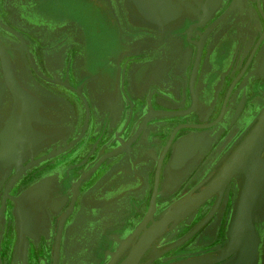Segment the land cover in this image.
Segmentation results:
<instances>
[{
	"label": "flooded vegetation",
	"instance_id": "af4514ba",
	"mask_svg": "<svg viewBox=\"0 0 264 264\" xmlns=\"http://www.w3.org/2000/svg\"><path fill=\"white\" fill-rule=\"evenodd\" d=\"M206 2L212 7L203 15ZM175 4L194 11L196 21L176 20L170 36L140 30L135 39L120 0H88L103 18L97 35L111 36L95 46V32L73 15L42 11L35 0H0V47L20 92L0 56V237L7 214L10 258L31 264L39 256V243L20 252L18 222L26 213L27 242H53L52 264L61 226L57 264L96 263L106 242H132L121 264L145 234L206 190L242 142V119L264 103V0ZM27 30L57 43L31 46ZM12 126L36 132V140L5 151L2 135ZM190 138L193 153L175 165L181 147H194ZM240 173L181 220L173 217L137 264L210 258L227 248L238 230ZM39 199L49 207L31 206ZM189 242L197 251L167 255Z\"/></svg>",
	"mask_w": 264,
	"mask_h": 264
},
{
	"label": "rangeland",
	"instance_id": "374dc122",
	"mask_svg": "<svg viewBox=\"0 0 264 264\" xmlns=\"http://www.w3.org/2000/svg\"><path fill=\"white\" fill-rule=\"evenodd\" d=\"M39 4V9L45 12H48L50 14H59L60 16L66 15L70 16L73 15L74 18H76L80 23L84 24L85 26H88L91 28V31L94 33V42L95 46H100L103 42L106 40L111 39V36L109 34H103L101 32V35H97V32L100 30L101 26L103 25L100 23V21L103 18H100V15L98 14V17L94 14V12L91 10V8L87 5L88 0H35ZM3 24V23H2ZM34 24H38L36 20H34ZM5 27L6 25L3 24ZM21 30V29H19ZM22 31V30H21ZM28 31V30H27ZM29 38V44L31 46H34V44H40L42 47L45 45L46 47H49L48 43H53L52 46L57 43L56 41L50 39V38H39L38 35H36L38 32H30L28 31ZM96 34V35H95ZM103 34V35H102ZM52 35V34H51ZM60 37V36H59ZM42 39V40H41ZM63 39V37H62ZM10 43V41H7ZM264 88V83H263ZM264 95V92H263ZM264 112V103H262L261 107L257 109L258 115L256 114H249L242 119V135L239 137L236 143H238L240 140L244 139V137L247 135V133L251 130V128L254 126V124L257 122L261 114ZM250 113V112H249ZM230 136V135H228ZM235 135H233L234 137ZM235 138V137H234ZM231 143V142H229ZM57 157V156H55ZM57 159V158H55ZM264 158L262 161L256 166L255 173L257 176V196H258V206L256 207L255 213L252 214L246 225L241 229V233L243 234V241L240 244L238 248H236V251L230 254L226 259L220 261L216 264H264ZM43 167H38L36 171L42 170ZM62 170L59 168V166L55 167L54 172L59 174V171ZM53 173V172H52ZM56 174V176H57ZM262 174V175H261ZM241 180L242 185H245L246 178H247V172L241 170ZM17 181V180H16ZM14 182L10 188L11 190H14L18 182ZM14 185V186H13ZM259 186V189H258ZM13 188V189H12ZM5 189V188H4ZM1 191L4 192L3 187ZM45 198V197H42ZM9 199V200H8ZM6 202H14L13 199L8 198ZM211 199V198H210ZM209 199V200H210ZM20 199L17 200L19 202ZM207 200V201H209ZM5 202V201H4ZM16 202V203H17ZM35 202H37L35 204ZM45 205L47 208L49 205L44 200H34L31 203V206L34 205ZM45 202V203H43ZM3 204V203H2ZM12 203H8V206H12ZM7 207V203H6ZM41 207V206H40ZM5 212V211H4ZM202 213H197V216ZM7 214L3 216L2 221V234L0 237V246L2 247L1 252V263L7 264V260L10 259V248L11 243L13 242L12 237V224L11 221H8ZM257 216V217H256ZM59 217V214H52V223H56L57 219ZM11 217L9 216V219ZM13 219V217L11 218ZM13 221V220H12ZM72 219L69 220V224L71 223ZM15 222V221H14ZM251 223V224H249ZM255 223V224H254ZM116 231V230H115ZM21 232V231H20ZM46 232V231H45ZM117 232V231H116ZM110 233V232H109ZM114 233V231H113ZM119 232L115 233L113 238H116L117 234ZM27 234V232H26ZM26 234L21 233V236H18V242H20V252H23V247L26 246V244H37L41 246L40 250L38 251L39 256H36L35 259L31 262V264H52V244L53 242H27L29 241L26 238ZM52 234L51 231H47L46 238L47 240H50V235ZM247 236V237H246ZM52 237V236H51ZM93 238V236H91ZM43 237H40V240ZM99 236V240H100ZM106 240V239H105ZM103 242V241H101ZM70 243V242H67ZM108 244H111V246L107 247V245H104L103 247V254H106L105 258H101L99 262H90L87 264H119L123 257L127 253V249L129 245L132 242H106ZM231 243V242H230ZM108 251H107V250ZM9 257V259H7ZM3 260V261H2Z\"/></svg>",
	"mask_w": 264,
	"mask_h": 264
},
{
	"label": "water",
	"instance_id": "95a60500",
	"mask_svg": "<svg viewBox=\"0 0 264 264\" xmlns=\"http://www.w3.org/2000/svg\"><path fill=\"white\" fill-rule=\"evenodd\" d=\"M264 130V112L261 114L255 125L251 128V130L248 132V134L244 137L240 145L237 147V149L234 151V153L231 155V157L228 159L222 170L219 172V174L212 180V182L208 185L206 190L199 196H197L192 201L187 202L186 204H183L178 208L176 211H174L172 214L167 216L161 223L158 224L155 229H152L148 234H145L144 237H142L141 241L138 242V244L134 247L133 251L130 253V255L127 257L124 262L121 264H137L140 260V258L144 255L146 252V249L153 243L151 242L156 234L162 230L169 221L172 220L173 217H177V221L181 220L185 216H187L190 212L194 211L198 207H200L209 197L210 194L215 192L214 185L218 182V180L222 177L223 180L221 181L220 190L224 189L225 186L229 183L230 179L240 170L247 172V178L244 185V189L242 192V195L239 200L238 204V212L242 209L244 204V201L246 199L247 190L251 186V189L253 188V196L251 199L250 205L251 209L248 212L250 214L246 221L245 225L252 216L253 213H255L256 207L258 206V196H257V176L255 173L256 166L262 161V156L264 154V143L259 147L257 150L256 156L252 161H241V158H243L245 155H247L251 151V147H253L254 143H256L259 135ZM153 198V203H154ZM75 200V199H74ZM73 200V203H74ZM153 205V204H152ZM243 224V225H244ZM244 225V226H245ZM235 223H234V229H235ZM243 227V226H242ZM61 228L58 232L57 241H56V248H55V258L53 264H57V257H58V250H59V240L61 236ZM196 231V230H195ZM241 240L238 242L236 241L237 235H235L234 241L231 242L227 248H225L220 253L216 254L215 257H199L189 260L180 261L175 264H209L216 262L225 256L233 253L236 248L240 246V244L243 241V234L241 233ZM192 236V234L189 235V237ZM188 237V238H189ZM186 242H177L174 247L181 246L182 244H185Z\"/></svg>",
	"mask_w": 264,
	"mask_h": 264
},
{
	"label": "crops",
	"instance_id": "0c3cea01",
	"mask_svg": "<svg viewBox=\"0 0 264 264\" xmlns=\"http://www.w3.org/2000/svg\"><path fill=\"white\" fill-rule=\"evenodd\" d=\"M121 8L128 11L129 15L133 16L128 23V30H134L133 37L135 39L141 36L140 30L149 29L153 34L157 31L171 35L172 31L177 30L173 24L176 20H180L183 25H188L196 21V13L194 11L190 12L189 8L181 7L180 5L175 4V0H120ZM206 2L204 5L199 7L200 13L207 15L210 11V7ZM211 4V3H209ZM124 29H122V35H124ZM164 34V35H166ZM129 36V34L125 35ZM130 44V43H129ZM131 45V44H130ZM140 65V64H138ZM165 199L163 200L164 203ZM129 215H127L128 217ZM122 217V216H121ZM126 217V218H127ZM19 220V219H18ZM29 217L26 213L22 215V222L19 220L18 229L22 231L23 234H26L27 226L29 225ZM116 224V223H115ZM117 228V227H115ZM121 231V230H120ZM117 233V232H116ZM123 234L126 235V232L123 231ZM91 243V242H90ZM197 242H189L188 244L176 249V250H167V255L171 257H179L185 255L186 253L195 252ZM90 245V244H89ZM11 248L9 250L10 256L13 248V243H11ZM166 251V252H167ZM165 253V252H164ZM9 259V257H7ZM2 264V263H1ZM7 264H27V262H22L20 257H12L7 260Z\"/></svg>",
	"mask_w": 264,
	"mask_h": 264
},
{
	"label": "bare ground",
	"instance_id": "6f19581e",
	"mask_svg": "<svg viewBox=\"0 0 264 264\" xmlns=\"http://www.w3.org/2000/svg\"><path fill=\"white\" fill-rule=\"evenodd\" d=\"M0 56L3 59L4 65H5V69L7 71V77L10 81V84L12 85V87L14 88V90L16 91L17 94H19L20 92L18 91L16 84L14 83V79L11 75V72L9 71V67H8V59L5 55V53L3 52L2 48L0 47ZM29 109V108H28ZM30 115V114H29ZM28 115V116H29ZM31 118V117H30ZM15 126V125H14ZM14 126L12 127H8V129L3 133L2 138H3V149L5 147V151L8 149L9 151V145L13 144V146L15 148L18 149H22V148H26L30 143H32L34 140H36L34 137L37 138V133L34 131H30L31 133H28L27 135H23L20 133V131L17 133L14 131ZM17 140H15L17 138ZM190 141L194 144V147H192L190 150H188L187 148L181 147L178 156L176 157L175 160V165H181L188 157L191 153H193L196 144H197V140L194 138H190ZM264 143V130L263 132L259 135L256 143H254L253 147H251V151L245 155L243 158H241V161H252L254 159V157L256 156L257 150L259 149V147ZM264 163V162H262ZM262 175V174H261ZM223 180V178L221 177L218 182L214 185V189L217 190L220 185H221V181ZM259 189V186H258ZM253 196V188L251 189V186L249 187V189L247 190V194H246V199L244 201L245 206L242 207V209L237 213H236V218H235V228H237V232L235 233L237 235L236 241L238 242L241 240V233L240 230L244 227V223L247 219V217L250 215L248 214V212L250 211L252 206L251 204V199ZM257 217V216H256ZM244 224V225H243ZM251 224V223H249ZM255 224V223H254ZM243 226V227H242ZM247 237V236H246Z\"/></svg>",
	"mask_w": 264,
	"mask_h": 264
}]
</instances>
